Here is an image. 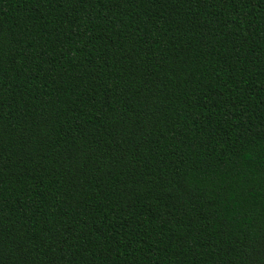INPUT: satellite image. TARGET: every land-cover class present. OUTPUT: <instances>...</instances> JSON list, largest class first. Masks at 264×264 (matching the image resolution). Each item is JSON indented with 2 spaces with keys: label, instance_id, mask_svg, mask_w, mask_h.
<instances>
[{
  "label": "trees",
  "instance_id": "1",
  "mask_svg": "<svg viewBox=\"0 0 264 264\" xmlns=\"http://www.w3.org/2000/svg\"><path fill=\"white\" fill-rule=\"evenodd\" d=\"M0 264H264V0H0Z\"/></svg>",
  "mask_w": 264,
  "mask_h": 264
}]
</instances>
